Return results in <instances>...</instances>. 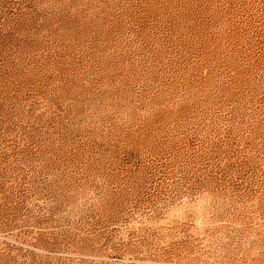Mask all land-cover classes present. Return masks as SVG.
Instances as JSON below:
<instances>
[{
  "label": "rangeland",
  "instance_id": "rangeland-1",
  "mask_svg": "<svg viewBox=\"0 0 264 264\" xmlns=\"http://www.w3.org/2000/svg\"><path fill=\"white\" fill-rule=\"evenodd\" d=\"M0 264H264V0H0Z\"/></svg>",
  "mask_w": 264,
  "mask_h": 264
}]
</instances>
